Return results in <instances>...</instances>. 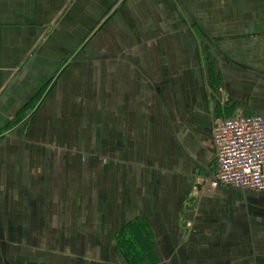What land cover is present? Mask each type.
Instances as JSON below:
<instances>
[{
	"label": "crops",
	"instance_id": "crops-1",
	"mask_svg": "<svg viewBox=\"0 0 264 264\" xmlns=\"http://www.w3.org/2000/svg\"><path fill=\"white\" fill-rule=\"evenodd\" d=\"M250 116L264 0H0V264H129V223L154 264H264V194L213 182Z\"/></svg>",
	"mask_w": 264,
	"mask_h": 264
},
{
	"label": "built area",
	"instance_id": "built-area-1",
	"mask_svg": "<svg viewBox=\"0 0 264 264\" xmlns=\"http://www.w3.org/2000/svg\"><path fill=\"white\" fill-rule=\"evenodd\" d=\"M214 184L264 194V119H223L213 129Z\"/></svg>",
	"mask_w": 264,
	"mask_h": 264
},
{
	"label": "trees",
	"instance_id": "trees-1",
	"mask_svg": "<svg viewBox=\"0 0 264 264\" xmlns=\"http://www.w3.org/2000/svg\"><path fill=\"white\" fill-rule=\"evenodd\" d=\"M144 225L127 224L120 231L116 239L117 247L125 254L129 264H154L157 259L152 250L149 252L148 247L152 249V242L142 237ZM142 247V250H139Z\"/></svg>",
	"mask_w": 264,
	"mask_h": 264
},
{
	"label": "water",
	"instance_id": "water-1",
	"mask_svg": "<svg viewBox=\"0 0 264 264\" xmlns=\"http://www.w3.org/2000/svg\"><path fill=\"white\" fill-rule=\"evenodd\" d=\"M195 203H196V198H191L187 203V207L192 209L195 206Z\"/></svg>",
	"mask_w": 264,
	"mask_h": 264
}]
</instances>
